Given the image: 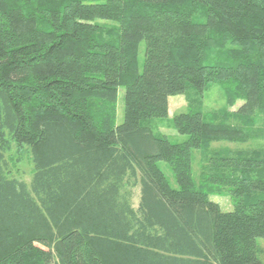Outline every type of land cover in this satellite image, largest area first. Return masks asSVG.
Listing matches in <instances>:
<instances>
[{"label":"trees","instance_id":"trees-1","mask_svg":"<svg viewBox=\"0 0 264 264\" xmlns=\"http://www.w3.org/2000/svg\"><path fill=\"white\" fill-rule=\"evenodd\" d=\"M214 84L244 101L222 111L238 124L203 111ZM177 95L180 144L149 125ZM257 112L264 0H0V264H264V151L209 150L264 137L244 126ZM14 145L30 184L10 172ZM195 150L210 154L199 181ZM222 189L232 211L211 199Z\"/></svg>","mask_w":264,"mask_h":264},{"label":"rangeland","instance_id":"rangeland-1","mask_svg":"<svg viewBox=\"0 0 264 264\" xmlns=\"http://www.w3.org/2000/svg\"><path fill=\"white\" fill-rule=\"evenodd\" d=\"M88 4H97L104 3L106 0H84ZM101 25H103L106 29L105 32H109L114 30L115 27H118V24L112 21H99ZM231 46V45H229ZM217 51V50H216ZM144 58H145V43H142L140 46L139 53V62H140V72H143L144 66ZM125 89L120 88L118 101L115 104L116 110V124L120 125L124 121L125 114ZM244 104V101L237 100L234 106L229 107L226 101V97L224 95V90L220 84H214L211 86L206 92L205 99L203 100V111L208 113L209 115L215 114L218 118V121L238 124L237 120L226 119L224 117L225 114L222 111H227L229 114L236 113L239 108ZM189 106L188 96L186 95H177L169 98V111L168 117L166 119H154L149 125L154 129V131L158 134H162L167 136L171 142L175 144H180L186 142L188 137L184 135H180L177 129L174 127L173 119L177 115L184 113L187 111ZM223 114V115H222ZM249 123V124H248ZM245 126L246 130H252L256 128L264 129V114L261 112H257L251 121H249ZM17 147L14 145L13 150L10 153V164L9 169L12 173V176L18 180L24 181L28 184L32 181L34 166L32 163V158L30 151L26 149L21 155L17 152ZM209 150L211 152H237V151H264V137L262 138H253L245 143L238 142H230L227 140L224 141H213L209 145ZM209 155L204 154L202 151L195 150L193 152V173L194 178L199 181L202 176V172L204 168H206L207 159ZM162 169L165 171L166 176L171 181L173 186H175L174 175L169 168V166L162 164ZM216 189V188H214ZM140 198V188L138 187L135 190V201L136 203ZM211 199L220 204L221 208L224 211H232L233 210V202L230 198L228 190L222 189V192L219 194L216 192L212 195ZM258 244L261 249L264 250V239H259ZM262 260L264 261V252L262 254Z\"/></svg>","mask_w":264,"mask_h":264}]
</instances>
